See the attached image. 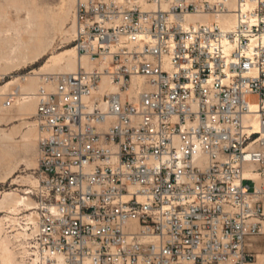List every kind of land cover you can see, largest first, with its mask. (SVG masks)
Returning a JSON list of instances; mask_svg holds the SVG:
<instances>
[{"label":"built area","instance_id":"obj_1","mask_svg":"<svg viewBox=\"0 0 264 264\" xmlns=\"http://www.w3.org/2000/svg\"><path fill=\"white\" fill-rule=\"evenodd\" d=\"M73 24L79 68L32 93L27 263L264 264V0H77Z\"/></svg>","mask_w":264,"mask_h":264},{"label":"bare ground","instance_id":"obj_2","mask_svg":"<svg viewBox=\"0 0 264 264\" xmlns=\"http://www.w3.org/2000/svg\"><path fill=\"white\" fill-rule=\"evenodd\" d=\"M18 1L20 2L21 0ZM70 1L74 2L75 0ZM15 5L16 20H14L8 12L0 15L5 16L8 20L7 25L4 28L0 29V69L3 70L12 68L16 69L24 62H34L39 58H42L54 43L57 33L59 31H63V28L61 27V20L63 19V17H65V14H67V11H64L57 17L51 16L49 11L41 9L34 0H28V2L25 4L17 3ZM230 21L231 20H229L228 23ZM67 31L69 30H66V32ZM73 36L74 24L72 25V38ZM252 43H257V45H264V35L254 38ZM48 61H52L57 64V69L59 70L45 72L74 71L79 68L78 50L75 45L67 47L65 50L52 55ZM85 62L88 63L87 61ZM49 65L50 64L47 62L44 66L41 67V69H46V67ZM45 72H40L37 76L33 75L30 77H23V80L17 83V86H15L18 90L23 91L21 92L22 94L27 93V97L18 100L19 102H21V104L19 105L18 115L22 116L23 118H31L34 114H36V100L32 93L39 87L41 82V74ZM13 83H15V80L8 82L4 88L10 87L11 85H13ZM11 117L13 116L11 115L10 118ZM26 134L35 135V132L33 129H30ZM6 153L9 154V152L3 151L2 160L5 159ZM247 174L257 178L258 182L261 181V177L258 173H250L249 171H247ZM38 182L39 178L36 185H38ZM22 204L26 205L25 210H29V214L30 211L33 212L36 200L34 202L33 200H30L29 197H25L24 194L5 192L3 197L0 199V212L8 210V212L13 214L12 216L8 215L7 220L12 221V223L14 222L15 224L13 223L8 225H10V228L13 227L12 230H14V233H12L11 235H13L14 241H16L17 243L16 245L20 249L19 252L22 262H24V264H28V250L24 241L25 232H23L20 229L21 227L19 226L21 217L25 215L23 214L21 216H18V214L22 213V211H20V206ZM3 207H5L6 209ZM262 218L261 229L264 232V218ZM3 231L4 222L3 217L0 215V250L3 261L2 263L17 264L16 252L11 246V235L9 236V234H6L5 236H3Z\"/></svg>","mask_w":264,"mask_h":264},{"label":"rangeland","instance_id":"obj_3","mask_svg":"<svg viewBox=\"0 0 264 264\" xmlns=\"http://www.w3.org/2000/svg\"><path fill=\"white\" fill-rule=\"evenodd\" d=\"M34 1L41 9L49 11L51 16L57 17L64 11H67V14H65V17L61 20L63 31L61 30L62 32L59 31L57 33L54 43L42 58L34 62H24L16 69H0V199L5 192H13L24 194L25 197L27 196L30 200L35 202L37 199L36 184L38 180V127L36 117L34 114L31 118H23L18 115L21 102L18 101L15 105L6 107L4 106V100L12 91H19V94H22L21 92L23 91L18 90L15 86L23 80V77L37 76L40 72L59 70L57 69V64L48 60L52 55L65 50L67 47L75 45V41L72 38V25L76 0L74 2L70 0ZM27 2L28 0H21L20 2L18 0H0V15L8 12L10 16L16 20L15 4H25ZM7 23V18L5 16H0V29L4 28ZM66 30L69 31L66 32ZM47 62L50 65L47 66L46 69H41ZM12 80H15V83L10 87L4 88L5 85ZM11 115L13 117L10 118ZM30 129L34 130L35 135L26 134ZM3 151L9 152V154L6 153L4 160H2ZM20 207L22 213L18 214V216L28 213L29 210H25V204H22ZM0 215L3 217L4 222V231L2 235L5 236L9 234L10 236L14 233V230H12L13 227L10 228L8 224H13L14 222L8 221L7 216H12L13 214L8 212V210H4L0 212ZM10 239L11 246L16 252L17 264H24L21 260L20 249L16 245L17 243L14 241L13 235H11ZM259 243L264 244V235L259 239ZM2 262L0 250V264H3Z\"/></svg>","mask_w":264,"mask_h":264},{"label":"crops","instance_id":"obj_4","mask_svg":"<svg viewBox=\"0 0 264 264\" xmlns=\"http://www.w3.org/2000/svg\"><path fill=\"white\" fill-rule=\"evenodd\" d=\"M264 235L262 234H254L247 235L245 238V249L247 251L258 254L257 260L259 262L264 263V244L259 243V239Z\"/></svg>","mask_w":264,"mask_h":264}]
</instances>
